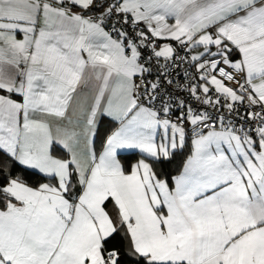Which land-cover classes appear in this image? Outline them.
<instances>
[{
  "label": "snow or ice",
  "instance_id": "1",
  "mask_svg": "<svg viewBox=\"0 0 264 264\" xmlns=\"http://www.w3.org/2000/svg\"><path fill=\"white\" fill-rule=\"evenodd\" d=\"M0 264H264V0H0Z\"/></svg>",
  "mask_w": 264,
  "mask_h": 264
},
{
  "label": "trees",
  "instance_id": "2",
  "mask_svg": "<svg viewBox=\"0 0 264 264\" xmlns=\"http://www.w3.org/2000/svg\"><path fill=\"white\" fill-rule=\"evenodd\" d=\"M96 141L99 142V139H96ZM96 146L98 147L99 144L97 143ZM121 156L123 157L122 162L124 163V165H127V164L135 161L139 157L137 153L123 154ZM183 159H184L183 156L177 155L176 158L171 160L170 162H165L164 164L159 165L157 167V170L160 171L161 173L165 174V175H174L180 169L182 162H183ZM40 182H42L41 176L33 175V176L29 177V179H28V183H30L32 185H36Z\"/></svg>",
  "mask_w": 264,
  "mask_h": 264
},
{
  "label": "crops",
  "instance_id": "3",
  "mask_svg": "<svg viewBox=\"0 0 264 264\" xmlns=\"http://www.w3.org/2000/svg\"><path fill=\"white\" fill-rule=\"evenodd\" d=\"M86 91L88 93L89 100H90L91 99V95H92L91 86H89V89H87ZM111 126L112 125L106 120L105 123H104V125H103V128L104 129H108ZM97 139H99V142L96 141V145L98 143L99 146L98 147L96 146V149H97V151H99L100 145H101V141L103 139V131L101 132V135L97 137ZM129 153H137L138 154V152L136 150H124V151H122L121 155H123V154H129ZM133 162H135V161H133ZM133 162H131V163H133ZM129 164L125 165V167L127 168ZM107 210H109L113 215L116 214V210L113 208V205H112V202L111 201H109L108 204H107Z\"/></svg>",
  "mask_w": 264,
  "mask_h": 264
}]
</instances>
